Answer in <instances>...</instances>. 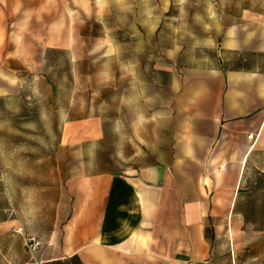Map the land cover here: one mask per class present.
<instances>
[{
	"label": "crops",
	"instance_id": "0c3cea01",
	"mask_svg": "<svg viewBox=\"0 0 264 264\" xmlns=\"http://www.w3.org/2000/svg\"><path fill=\"white\" fill-rule=\"evenodd\" d=\"M56 10L89 6L0 0V102L22 94L16 72L89 38L83 27L74 38ZM212 52L145 85L112 155L102 122L86 119L59 136L54 123L48 150L1 159L0 264H264V167L247 181L264 162V26L233 24ZM30 131L24 141L42 140ZM26 236L43 242L33 258Z\"/></svg>",
	"mask_w": 264,
	"mask_h": 264
},
{
	"label": "rangeland",
	"instance_id": "374dc122",
	"mask_svg": "<svg viewBox=\"0 0 264 264\" xmlns=\"http://www.w3.org/2000/svg\"><path fill=\"white\" fill-rule=\"evenodd\" d=\"M85 1L89 10L56 13L62 19L66 14L74 38L80 27L89 38L75 39L72 53L50 52L38 71L16 72L27 78L22 94L0 102V162L8 157L16 161L17 150H48L44 138L54 133V123L59 136L66 121L86 119L102 122L107 137L101 147L112 155L113 132L121 131L124 145L127 122L141 109L137 101L146 84L162 79V68L210 61L224 30L233 24L264 26V0ZM98 2L103 10H95ZM244 11L254 20L242 19ZM30 130H37L42 140L24 141ZM258 167L264 162L252 164L249 183L257 181Z\"/></svg>",
	"mask_w": 264,
	"mask_h": 264
},
{
	"label": "built area",
	"instance_id": "2783aa9c",
	"mask_svg": "<svg viewBox=\"0 0 264 264\" xmlns=\"http://www.w3.org/2000/svg\"><path fill=\"white\" fill-rule=\"evenodd\" d=\"M249 139L253 138V135H249L248 136ZM13 232L15 234H22L23 233V229L22 227H17L13 229ZM43 247V242L33 236H26L25 238V248L26 251L28 252V254L33 258V256H35L40 249Z\"/></svg>",
	"mask_w": 264,
	"mask_h": 264
}]
</instances>
